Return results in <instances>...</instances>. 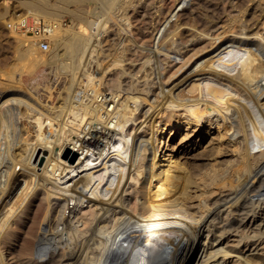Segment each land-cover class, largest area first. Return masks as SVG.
Masks as SVG:
<instances>
[{
    "label": "bare ground",
    "instance_id": "6f19581e",
    "mask_svg": "<svg viewBox=\"0 0 264 264\" xmlns=\"http://www.w3.org/2000/svg\"><path fill=\"white\" fill-rule=\"evenodd\" d=\"M197 1L18 0L61 50L41 88L1 83L0 264L13 241L20 264H264V0H229L226 25V0ZM71 4L91 10L67 29ZM155 13L150 45L124 39ZM21 44L31 75L49 64Z\"/></svg>",
    "mask_w": 264,
    "mask_h": 264
},
{
    "label": "rangeland",
    "instance_id": "374dc122",
    "mask_svg": "<svg viewBox=\"0 0 264 264\" xmlns=\"http://www.w3.org/2000/svg\"><path fill=\"white\" fill-rule=\"evenodd\" d=\"M226 2H227L226 8L228 9V13L226 12V13H222L220 15L223 25H226L227 24L226 22H228L231 15L235 14V12L230 13L231 9H233L232 8L233 3L231 1L229 2V0H226ZM236 2L237 1H235L234 3H236ZM185 6H186L187 10H191V11L193 10V14L195 17L202 15V14L200 15V12L202 10L203 5L198 4L197 0H194V1L193 0H187V2L185 3ZM78 10L79 11L80 10H82V11L88 10L89 11L91 9L86 5L71 4L69 7V10H68V12H70V13L63 16L64 28L68 29L75 22V15L74 14H75V11H78ZM25 14H27V12H25V10L19 5L18 0H0V59H1L0 60V87H2L1 83H3V82L9 83V81L12 79V77L15 76L16 74H19L20 71L22 72L23 69H25L24 75H28L29 78L34 77V83L33 84L38 88H41L45 83H49L51 80L50 76H48V72H49L48 67L55 65V62H56L55 59L57 58L56 55L61 50L60 47L53 46L51 44L50 49L48 51L44 52V51L40 50L37 46L38 53L44 59L49 61L48 62L49 64H47V66H45L43 69L37 70L33 75L30 74L31 73L30 69L25 68L24 65H18L16 63L17 62L16 61V55H18L24 49L22 47L21 41L25 40L26 44H28V43L32 44L34 42H31L30 39L24 38L22 36L17 35L14 32L9 31L7 28V22H9L10 19L15 18L17 15H25ZM228 14H229V16H228ZM174 19L175 18H173V20ZM231 19H232V17H231ZM162 20L163 19H161V17L158 16L156 13L153 16L146 17L145 19H142L140 16H138L137 18H134L131 21L132 22L131 27H130L131 32L126 33L128 35L126 37H124L125 36V33H124L123 37H124V39H129V42H131V43L138 41V42H142V43L145 42V43L149 44V43H151V41L153 39L152 35H154V33L157 31V29H159L161 27V21ZM217 20L218 19H216V21ZM173 24L174 23H172V25ZM195 27L199 30H202L201 21H199L198 24L195 25ZM117 28H118L117 26H114L111 28V30H115V33H117ZM112 37L114 38V37H118V36H112ZM109 48H111V47H109ZM114 49H111L112 53L117 51ZM137 54H139L138 58L143 57V54L141 55V52H137ZM2 58L4 60H6V59L7 60L4 61ZM146 70H147V73L152 72L150 69H146ZM174 70H175V68L171 71V73H173ZM153 77H154V75H151L150 79H153ZM27 81L29 82V80H27V79L24 81V83H26L25 85L23 83L24 87H27L31 84V82L28 83ZM27 88H31V85H30V87H27ZM177 128L175 130H177ZM188 129H189L188 127L181 128L179 130V133H178L179 135L176 137L177 139L176 138L173 139V136H170L171 129H167L163 134L162 146L164 147V142H165L166 146H167L166 149H168L170 151L171 148L173 147V145H175L176 143H181L182 142L181 140L183 138L187 137V135L189 133ZM173 143H175V144H173ZM205 145H206V143H203V142H200L197 145H195V148L197 147L196 152H201L203 149H205L206 148ZM258 151H262V150L258 149ZM256 155L260 156L261 152H258ZM228 159H226V160H228ZM15 194L16 193H14L13 196ZM223 195H225V194H223ZM231 196H229V198ZM252 220L253 219H251L250 221L252 222ZM256 224H259V222H257ZM261 226H262V224H261ZM249 246L247 248H249ZM255 247H257V250L260 252L264 251V242H262V240L256 241V243L254 245H252L251 249H254ZM9 248L11 249V251L14 252L12 256L8 257L10 264H20L21 262L25 263V260L22 259L23 257H21V253H20V251H21L20 250V243H16L13 241L11 243V245H9ZM7 254H9V250H8ZM13 257H16V258L12 259Z\"/></svg>",
    "mask_w": 264,
    "mask_h": 264
},
{
    "label": "built area",
    "instance_id": "2783aa9c",
    "mask_svg": "<svg viewBox=\"0 0 264 264\" xmlns=\"http://www.w3.org/2000/svg\"><path fill=\"white\" fill-rule=\"evenodd\" d=\"M58 25L60 24L54 20L38 19L28 14L12 18L7 22L9 31L37 43L40 50L44 52L50 49L52 35Z\"/></svg>",
    "mask_w": 264,
    "mask_h": 264
}]
</instances>
